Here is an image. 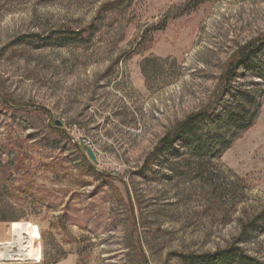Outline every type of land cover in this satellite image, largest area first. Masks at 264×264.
<instances>
[{
    "label": "rangeland",
    "instance_id": "obj_1",
    "mask_svg": "<svg viewBox=\"0 0 264 264\" xmlns=\"http://www.w3.org/2000/svg\"><path fill=\"white\" fill-rule=\"evenodd\" d=\"M110 1L0 0V241L38 228L42 255L1 264H188L234 244L264 263V227H252L264 211V79L234 81L259 113L219 157L198 169L176 142L142 170L264 36V0L192 12L186 0H134L104 14ZM66 28L92 40L25 37Z\"/></svg>",
    "mask_w": 264,
    "mask_h": 264
},
{
    "label": "trees",
    "instance_id": "obj_2",
    "mask_svg": "<svg viewBox=\"0 0 264 264\" xmlns=\"http://www.w3.org/2000/svg\"><path fill=\"white\" fill-rule=\"evenodd\" d=\"M134 0H113L102 5L104 14L131 6ZM209 0H186L184 12H192ZM37 46L45 44L84 46L92 40L91 31L60 29L47 37L34 34L25 36ZM241 72V73H240ZM264 79V36L245 44L233 57L224 73L220 92L214 103L187 116L169 131L156 149L147 157L146 169L156 158L173 150L176 142H185L187 155L203 168L214 157H219L232 140L254 126L259 113L260 100L249 90L233 87L240 75ZM223 83L225 85L223 86ZM228 98V99H227ZM261 222L252 227H264V211L259 216ZM261 223V224H260ZM188 264H264L255 256L244 251L239 245L219 249L215 253L186 254Z\"/></svg>",
    "mask_w": 264,
    "mask_h": 264
},
{
    "label": "bare ground",
    "instance_id": "obj_3",
    "mask_svg": "<svg viewBox=\"0 0 264 264\" xmlns=\"http://www.w3.org/2000/svg\"><path fill=\"white\" fill-rule=\"evenodd\" d=\"M38 232V228L32 229L29 240L25 242H0V264L5 261H39L42 255H40V248L35 244L38 241Z\"/></svg>",
    "mask_w": 264,
    "mask_h": 264
},
{
    "label": "water",
    "instance_id": "obj_4",
    "mask_svg": "<svg viewBox=\"0 0 264 264\" xmlns=\"http://www.w3.org/2000/svg\"><path fill=\"white\" fill-rule=\"evenodd\" d=\"M58 124H61V121L58 120L57 125ZM87 156L89 157V159L91 158V160L97 162L96 157H95V153H94V150L92 147L88 148Z\"/></svg>",
    "mask_w": 264,
    "mask_h": 264
},
{
    "label": "crops",
    "instance_id": "obj_5",
    "mask_svg": "<svg viewBox=\"0 0 264 264\" xmlns=\"http://www.w3.org/2000/svg\"><path fill=\"white\" fill-rule=\"evenodd\" d=\"M30 234H31V233L28 234L26 240H24V241L22 240V241H18V242H25V241H28V240H29L28 238H29ZM8 241H9V242H15V241H13V240H11V239H8V240L6 239V240H4V241H0V242H8Z\"/></svg>",
    "mask_w": 264,
    "mask_h": 264
}]
</instances>
